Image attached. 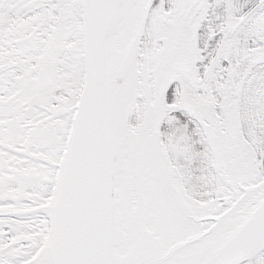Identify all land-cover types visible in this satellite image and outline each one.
Here are the masks:
<instances>
[{
	"label": "flooded vegetation",
	"instance_id": "1",
	"mask_svg": "<svg viewBox=\"0 0 264 264\" xmlns=\"http://www.w3.org/2000/svg\"><path fill=\"white\" fill-rule=\"evenodd\" d=\"M76 8L79 15L71 16ZM137 14L133 4L127 20L136 22ZM159 15L164 26L183 23L187 38L180 42L183 29L176 28L172 31L180 37L172 46L158 36ZM68 19L79 37L60 41V26ZM261 20L264 0L152 1L117 180L121 228L130 237L126 203L135 226L130 243L126 238L121 245L124 252L136 238L142 212L146 229L165 249L216 225L196 244L201 247L237 225L226 219L238 208L249 215L264 197V136L257 132L253 138L249 127L252 103L263 89L252 86L253 73L264 78V27L257 29ZM128 42L121 38L125 48ZM71 52L78 58L72 60ZM160 59L164 65L155 72ZM83 73L82 0H0V210H31L48 201ZM136 128L147 131L141 132L147 149L129 133ZM126 178L133 182L125 187ZM245 181L249 184L241 186ZM172 207L181 215L177 225ZM153 208L164 215L163 226H147ZM183 222L195 229L176 240ZM32 225L39 228L41 240L28 234ZM47 226L42 214L0 216V264H23L34 257ZM170 240L175 242L167 245ZM259 256L243 264H264V252Z\"/></svg>",
	"mask_w": 264,
	"mask_h": 264
},
{
	"label": "water",
	"instance_id": "2",
	"mask_svg": "<svg viewBox=\"0 0 264 264\" xmlns=\"http://www.w3.org/2000/svg\"><path fill=\"white\" fill-rule=\"evenodd\" d=\"M152 1L82 0L83 83L55 186L44 205L0 210V216L40 213L48 219L43 245L24 264H243L264 251V198L251 206L249 215L238 208L226 219L237 225L211 244L196 246L216 225L165 249L146 229L142 212L133 244L125 252L120 247L126 234L116 187L135 100L139 46ZM133 4L137 20L129 22ZM121 38L129 41L126 48ZM124 182L126 187L129 179ZM128 211L123 210L129 244L135 226Z\"/></svg>",
	"mask_w": 264,
	"mask_h": 264
},
{
	"label": "rangeland",
	"instance_id": "3",
	"mask_svg": "<svg viewBox=\"0 0 264 264\" xmlns=\"http://www.w3.org/2000/svg\"><path fill=\"white\" fill-rule=\"evenodd\" d=\"M73 14L79 15L78 8H76L75 10H72L71 11V16ZM158 18H159V22L157 23L158 36L161 35V37H165L166 41L167 42H170L171 46L173 45L174 40L176 38H179L181 36L180 42L181 41L183 42V40L187 38V34H185L186 32L183 29V23H180V21H178V22L175 21V22H173V23H175L174 26L171 25V26L168 27L166 25L164 26V24L161 21L160 15L158 16ZM73 21H74V19H73ZM263 27H264V20L263 21L261 20V23L260 24H257V29L260 28V30H261V29H263ZM175 28H176V30L183 29L182 30L183 33L181 32L180 33V36H177L178 32L172 31L173 29L175 30ZM171 31H172V33H170ZM169 34H171V35H169ZM59 35H60L59 36V40L62 41L63 38L66 37V36H68V35H73L75 38L79 37V32L74 27V23H69V19H68V20L64 21L63 24H61L60 29H59ZM59 43H61V42H59ZM225 47H227V45H225ZM69 55H70V53H69ZM70 57H71L72 60H74L75 58H78V53L77 52H75V53H72L71 52ZM160 60H161V62H157L156 71L155 72H160L161 68L164 65V61L162 59H160ZM258 84L260 86H262L263 89H260V91L262 90L261 93L259 91V93L257 95V97H258L257 100H255L252 103L253 113H254V116H253L254 119L252 120V123L249 126V127H251V131H253L251 135L255 139L257 138V135H256L257 132L261 136H264V78H261L256 73L255 74L253 73V75H252V86H253V88L255 87V85H258ZM246 104H248V103L246 102ZM134 126L135 125H133L132 127H134ZM144 130H145L144 128H136V129H132V131H130L129 133L135 136L134 137L135 140L137 138L139 140H141V147L143 145L145 147V149H147L146 148V143H145V138H146L145 136L146 135L141 134L142 131L144 133L147 132V131H144ZM146 130H149V129H146ZM63 134H64V132H63ZM49 135H50L49 137L51 138V141L53 140L55 142V140L53 139L52 132L49 133ZM47 136H48V134H47ZM255 139H253L254 140L253 142L256 141ZM130 141H131V143H133V140H130ZM61 150H62V147H61ZM236 177H238V176H235L234 175L232 177V179H231L232 180L231 181L232 184L236 182ZM223 179H224L223 181H225L226 178L223 176ZM137 181H138V179H137ZM132 182H133L132 179H129V184L132 183ZM247 184H249V182H246L245 181V182H243L241 184V186H245ZM263 187H264V185L262 186V188ZM127 209L129 210V208L127 207V203H126V208H124L123 210H127ZM172 209H173V213L171 214V220L174 222V225L175 224L177 225V223H179L181 217H179L180 214L179 215L177 214L178 212L175 210V208L172 207ZM206 214H207L206 212H203V216H205ZM32 217H34V215ZM32 220H37V219H33L32 218ZM164 220H165L164 215L161 214V213H159L158 210H156V209L153 208V209H151V216H150V218H148L147 226H150V224L153 225L154 223H158L159 226H161V225L163 226V223L165 222ZM185 223L186 222H183V224H179V227H181L180 230L178 232L174 233L177 236L176 240H179L180 238H182L184 236V233H187L189 230H191V229L194 230L195 229L194 224L193 223H188V222H187L188 224L186 225L187 228L186 227H183L185 225ZM189 225H190V227H189ZM203 226H206V224H204ZM31 233H33V235H32L33 238L32 239H35V233H36V236H37L36 239H40L41 240L40 235H39V228L38 227H35L34 226V228H33V225H32V227L30 228V231L28 232V234L30 235ZM173 242H175V241L170 240L169 242H167V245H170ZM4 264H11V263L4 262Z\"/></svg>",
	"mask_w": 264,
	"mask_h": 264
}]
</instances>
